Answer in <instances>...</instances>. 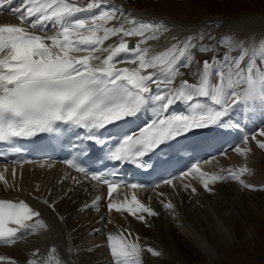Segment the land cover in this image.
<instances>
[{
  "label": "snow or ice",
  "instance_id": "snow-or-ice-1",
  "mask_svg": "<svg viewBox=\"0 0 264 264\" xmlns=\"http://www.w3.org/2000/svg\"><path fill=\"white\" fill-rule=\"evenodd\" d=\"M16 2L7 0L8 5ZM18 2L19 6L9 10L20 23H0V142L59 133L63 128L106 147L109 161L138 164L141 158L186 135L211 133L215 127L238 128L239 122H231L233 113L264 116V37L254 41L251 36L236 38L226 33L217 38L201 27L183 38L171 37L169 46L154 51L148 42L176 27L162 17L136 16L110 0H88L85 6L78 0ZM111 37H119L118 43L105 46ZM129 37L138 38L134 46L126 39ZM220 48L225 49L222 54ZM197 52H211L212 56L197 61ZM123 63L134 66H118ZM181 69L188 70L194 82ZM176 104L183 105V110L172 111ZM148 113L151 119L135 131L122 136L104 134L109 126ZM259 135L264 136V130ZM243 139L247 144L248 137ZM257 145L264 149V140ZM235 151L246 155L251 149L237 147ZM66 164L77 172L85 171L74 160ZM190 172L197 174L206 192L214 191L212 185L230 180L256 190L243 178L251 174L247 166L209 173L193 164ZM91 178L107 185L109 211L128 213L140 221H145L144 214L157 215L135 192L131 199L117 202L113 194L118 184L103 174ZM0 181L7 183L3 173ZM164 183L174 187L172 179ZM183 186L197 192L191 184ZM99 200L97 197L85 207H95ZM43 203L55 209L54 203ZM164 207L174 206L168 201ZM41 216L23 199L0 198V243L13 245L28 234L48 230ZM106 239L112 264H143L145 250L161 255L123 233H109ZM55 252L53 247L47 258L39 262L29 259L26 264H62L58 256L51 255ZM6 259L8 264H16L0 255V262Z\"/></svg>",
  "mask_w": 264,
  "mask_h": 264
},
{
  "label": "bare ground",
  "instance_id": "bare-ground-1",
  "mask_svg": "<svg viewBox=\"0 0 264 264\" xmlns=\"http://www.w3.org/2000/svg\"><path fill=\"white\" fill-rule=\"evenodd\" d=\"M87 2L88 0H78L81 6H85ZM110 3L122 6L133 15L162 17L171 25H176L171 32L159 40L148 42L154 51H160L169 46L173 42L171 37L183 38L201 27L217 38L226 33L231 34V30L247 32V37H254L264 32L263 14H245L231 18L213 16L193 22L184 18L178 19L170 15L145 11L135 5L127 4L124 0H110ZM17 6H19L18 0L12 5H8L5 0L3 9L0 10V23H20L18 17L12 15L9 10ZM48 31L51 34L53 29L50 27ZM126 39H132L136 43L138 38ZM118 41L119 37H111L105 42V46ZM224 51L225 49L220 48L221 54ZM211 56V52L196 53L197 61L201 62L210 59ZM118 66L134 65L123 63ZM181 70L186 72L185 78L194 82V78L187 74L188 70ZM245 115L251 116L246 113ZM262 129L264 130V127H259L252 134L251 140L245 146L251 151L246 155L230 152L220 160L206 163L201 169L204 168L203 171L211 173L230 167L235 169L247 166L251 174H245L243 178L247 183L255 185L259 191V188L264 186V154L260 157L261 151L257 145L258 140H264V136L259 135ZM13 169H15V176L12 169L0 167V173H3L7 180V183L0 181V198L25 200L42 214L41 218L49 225L48 230L28 234L13 245L0 244V255L14 259L16 264H26L29 259L42 261L49 256L50 249L53 247L56 252L51 255L58 256L62 264H72V262L73 264L74 262L112 264L106 237L109 233L117 234L122 226L131 228V239L138 238L142 246H150L161 253L160 256H153L145 250L142 256L143 264H184L181 260H185L184 257L196 252L205 253L210 260H213L218 254L216 242L228 241L233 235L235 236V229L231 228L229 223V216L233 211L228 210V202L241 207L246 201L252 199L250 196L257 195L256 192L244 189L238 182L231 180L218 182L212 185L213 192H206L195 174L194 177L184 179L174 187L165 184L158 192L133 189L121 195L117 202L125 197L131 199L135 192L138 199H143L157 213L155 216L144 214L145 221H140L128 213L109 211L107 208L109 202L102 199L95 207H85V205H91L96 199L100 186L84 181L82 177L68 172L57 163L39 161ZM184 184L196 187L197 192L193 193L191 189H185ZM159 193L164 195L161 196ZM44 200L54 201L56 211L44 204ZM168 201L173 204V209L164 207V203ZM247 234H251V228ZM75 249L77 252L73 253ZM34 252H36L35 255H33ZM0 263L8 264V260Z\"/></svg>",
  "mask_w": 264,
  "mask_h": 264
},
{
  "label": "rangeland",
  "instance_id": "rangeland-1",
  "mask_svg": "<svg viewBox=\"0 0 264 264\" xmlns=\"http://www.w3.org/2000/svg\"><path fill=\"white\" fill-rule=\"evenodd\" d=\"M126 1L127 4L135 5L145 11L170 15L178 19L184 18L193 22L201 18L221 15L223 18L245 14L261 13L264 15V0ZM231 35L236 38L247 36L243 32L231 33ZM253 40L255 41L254 38ZM260 155V157H263L262 153ZM256 194L250 196L252 199L246 201L241 207L228 202V210L233 211L230 213L229 223L231 228L235 229V236L232 234L234 237L232 236L228 241L220 240L216 242L218 254L213 260H210L205 253L196 252V254L184 257L185 260L181 261L184 264H264V186L259 191L257 189ZM250 228L251 234L248 235L247 231Z\"/></svg>",
  "mask_w": 264,
  "mask_h": 264
}]
</instances>
